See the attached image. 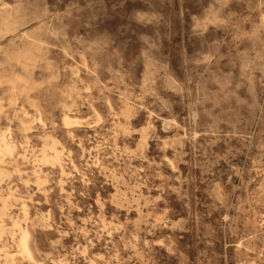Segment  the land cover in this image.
<instances>
[{"label":"clouds","instance_id":"9594fccd","mask_svg":"<svg viewBox=\"0 0 264 264\" xmlns=\"http://www.w3.org/2000/svg\"><path fill=\"white\" fill-rule=\"evenodd\" d=\"M0 264H264V0H0Z\"/></svg>","mask_w":264,"mask_h":264}]
</instances>
